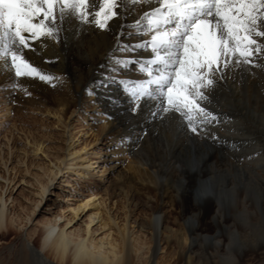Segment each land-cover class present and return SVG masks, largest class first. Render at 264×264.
<instances>
[{
    "label": "bare ground",
    "instance_id": "1",
    "mask_svg": "<svg viewBox=\"0 0 264 264\" xmlns=\"http://www.w3.org/2000/svg\"><path fill=\"white\" fill-rule=\"evenodd\" d=\"M156 6L155 0H142L127 16L122 13L119 20L110 22L107 30L67 18L59 42L45 40L37 45L38 53H27L28 59L55 77L52 84L30 78L17 81L10 69L0 67V87L6 88V98L14 89L12 84L18 83L20 87L14 90L20 98L33 109L52 112L65 135L62 152L54 156L58 163L46 167L33 160L28 163L29 155L42 151L43 141L33 133L24 134V148L19 152L13 132L17 130L16 122L8 125L13 120L9 114L0 118V264H140L144 247L138 233L128 226L134 212L132 192L128 193L131 188L141 190L152 211L149 226L154 246L147 264L155 263L163 244L182 250L183 264H253L245 262V257L264 255V60L252 71L234 69L227 85L217 89L210 107L221 115L223 123L207 129L219 136L217 142L207 133L193 136L174 120L153 121L149 116V111L154 110L151 101L142 102L133 115L126 90L111 79L110 64L113 57L129 55L117 51L118 42L150 38L147 29L144 35L137 33L146 23L142 13ZM138 20L139 25L135 23ZM135 55L146 57L149 53L138 51ZM138 67L134 65L119 75L133 81L145 79ZM102 82L108 87H103ZM75 112L92 121L89 130L82 129L78 118L72 127ZM159 127L164 129L161 128L163 143L157 155H142L149 142L152 145L151 136ZM92 129L96 132L95 142L106 139L101 156H93L92 146L96 143L84 139ZM138 135L142 136L139 140ZM122 138L130 139L121 143ZM231 152H235L237 162L228 157ZM249 153L255 156L247 158ZM122 154L128 157L127 166L124 176L115 177L111 195L125 197L122 227L113 214L114 207L104 208L99 203L90 211L91 198L64 206L61 200L71 199L70 193L82 186L96 192L98 186H93L97 184L93 178L114 174L124 161ZM19 182L33 188L32 213L44 210L43 220L37 225H33L32 215L25 217V223L24 219L18 223L10 217L6 196ZM50 193L56 198L51 208H46L44 201ZM195 194H199L198 198ZM164 202L175 211L172 222L162 211ZM136 205L137 202L133 206ZM209 217L212 231L204 227ZM97 222L101 228H108L101 236L93 227ZM111 225L117 227V236ZM9 235H14L17 243L2 246ZM233 242H238L236 249L230 247ZM84 249L89 250L88 255L83 254ZM258 264H264V260Z\"/></svg>",
    "mask_w": 264,
    "mask_h": 264
},
{
    "label": "snow or ice",
    "instance_id": "2",
    "mask_svg": "<svg viewBox=\"0 0 264 264\" xmlns=\"http://www.w3.org/2000/svg\"><path fill=\"white\" fill-rule=\"evenodd\" d=\"M139 2L142 0H0V67L10 69L17 81L30 78L52 84L55 77L28 59V52L38 53L37 45L45 40L59 42L62 25L69 17L107 30L110 22L119 20L122 13L127 16ZM155 3L156 7L142 13L146 23L137 33L144 35L147 29L150 38L115 45L117 51L129 55L112 58L111 79L126 90L133 115L142 102L151 101L154 110L149 116L153 121L174 120L193 136L207 133L217 142L219 136L207 132L213 124L223 123L221 115L210 107L217 89L227 85L234 69L261 67L264 60V0ZM138 51L149 55L136 56ZM134 65L145 79L133 81L119 75ZM102 86L108 84L102 82ZM12 87L20 85L13 83ZM141 138L137 136V140ZM126 139L130 138L120 142ZM195 195L198 198L199 194ZM82 252L88 255L89 250Z\"/></svg>",
    "mask_w": 264,
    "mask_h": 264
},
{
    "label": "rangeland",
    "instance_id": "3",
    "mask_svg": "<svg viewBox=\"0 0 264 264\" xmlns=\"http://www.w3.org/2000/svg\"><path fill=\"white\" fill-rule=\"evenodd\" d=\"M249 70L252 71V69H249ZM5 90L6 88L0 87V118L9 114V116L13 120H10V124L8 123V125L11 126L13 122H16L17 130L13 132L17 139L16 145H17V148L20 149L19 152H21V149L24 148V142H23L24 134L30 135L31 133H33L31 135H34L35 138L43 141L44 143L43 149L42 151H39L36 156L29 155L27 162L29 163V161L31 162V160H33V162L42 163V165L45 167L51 165L50 163H58L57 160H55L54 156L62 152L63 147H64L65 135L63 133L61 126H59L56 121V116L52 112H47L44 109L41 111H39L38 109H33L31 105L24 100V98L23 99L20 98L17 91H15L14 89L10 93V97L6 98L7 94ZM6 104H8L7 107H6ZM6 108H8V110ZM76 118L79 119L77 123H79V125H82L83 127L82 129L89 130L88 127L90 126L92 121H90L89 119H85L82 116L80 117V114L78 112H75L73 118L71 119L72 127L76 126V124H74ZM161 128L164 129L163 127H159L158 130L153 132L151 136V139H153L152 145L149 142V147H147L146 144L143 143L145 144L143 147H147V151L144 152L142 155H146L147 153H149L150 158H153L157 155L158 153L157 149H159L160 145H162L163 143L161 142L162 136L160 137V135L163 133L162 132L163 130ZM91 132H93V129L90 130L88 134L84 136V139H86L85 141H88V142L91 141L92 143H94L95 142L94 133L96 132L94 131L92 134ZM74 139L76 140L77 138H74ZM146 140L147 139H144L145 142ZM104 142H106V139H102L98 142L97 141L95 142L96 144L92 146V151L94 152H92L91 154L93 156L97 157L99 155L100 156L102 155V152L100 151H101L102 146L105 147ZM82 146L84 145L82 144L81 147ZM87 148H89V146H87ZM141 153L142 152H140V154ZM251 154L252 153H249L245 156L246 157L248 156L247 158L255 156V154H252V155ZM228 157L235 162L238 161V157L236 156L235 152L229 153ZM122 158H124V161L122 160L120 162L119 168L115 171L114 174L110 175L108 178L105 176H102V177L95 176V178H93V180H95L97 184L95 185L92 184V185L95 187L98 186L96 192L89 191L87 187L82 186L80 187L81 189L73 190V193L72 194L70 193V198L72 196L71 199H68V197H66L64 200H61L64 206H68V205L73 206L77 204L79 199L84 198L87 200L91 198L92 206H90L91 207L90 211L93 209V207H95L96 204H99V203H103L104 208L106 205L108 207H114V209H112V211L115 210L113 214H116L117 223L122 227L124 225L123 205L125 203V197L123 195H120L118 197L116 196V198L111 197L113 190H114V185L116 182L115 177L117 175L124 176L125 168L127 166V162H125V159H128L127 155L122 154ZM32 171H34V169H32ZM92 185L91 186L88 185V187H92ZM131 189H128V193L132 192V200L134 201V203L137 202L138 205L133 206L134 205L133 203L131 206L134 212H133L132 218L129 220L128 226L130 227V229L138 233L139 242L144 247V257L142 258L140 264H147L148 257L151 255L153 251V246H154V240L151 237V228L149 226V221H150V218L152 217V211H151V207L146 204L145 195L141 192V190L137 191L135 189L133 191V188ZM31 190H33V188H31L26 183H22V184L20 182L16 183L14 191L9 193L6 196V198H8V202H7L8 208H9L8 212L10 214V217L12 216V218L16 220V222L18 223L22 222V219H24L23 223H25V219H26L25 217L32 215L33 225L35 224L37 225L43 220L44 210H42V212L39 213L38 209H35L34 214L32 213L33 207H32L31 201L33 199V195L31 194ZM55 198L56 197L54 193H50L47 200L44 201V206L46 208L47 207L51 208V206L54 203L53 199ZM116 200L118 201V204ZM162 211H165L164 214L167 220L172 222L175 219V211L169 206V203H165V202L163 203ZM67 214L71 215V213L69 212H67ZM231 214H234L233 207H231ZM209 216L211 217V214H209ZM210 217L208 218V220L206 219V223H205L206 225L204 226V227H207L208 231L213 230V225L211 223ZM86 218H87V214L82 216V218H80L76 226L77 227L81 226L82 225L81 222L84 221ZM135 220L136 222H134ZM99 224L100 222H97L96 224H94L93 227L96 229H99L97 232V235L101 236L108 228L107 227L101 228ZM29 225L30 224H27V227H29ZM141 225H142V230H141ZM111 226L114 231L113 235L117 236V227H115V225H111ZM224 233H225L224 235H227L226 231ZM226 241L227 240L224 241L225 244L227 243ZM14 242L17 243V240L15 239L14 235H9L6 237V239H4V244H2V246H6ZM237 243H234V242L231 243L230 247L232 248L234 247L236 249V247L238 246ZM35 244L36 246H38L39 242L36 240ZM0 248H1V245H0ZM227 249L229 248L227 247ZM178 250L179 248H177L175 245L171 244L170 246H165V244H163V246H161V248L158 250L154 264H183V261L181 260L182 250H179V251ZM225 250L223 252H225ZM263 257L264 255H259V254H256V256L255 255L248 256V257L246 256L245 262L258 264L262 260H264Z\"/></svg>",
    "mask_w": 264,
    "mask_h": 264
}]
</instances>
